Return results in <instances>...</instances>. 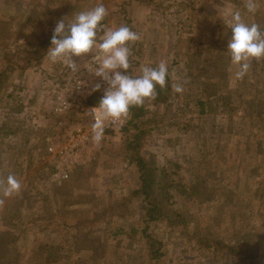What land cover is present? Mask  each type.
Returning a JSON list of instances; mask_svg holds the SVG:
<instances>
[{
	"label": "rangeland",
	"instance_id": "rangeland-1",
	"mask_svg": "<svg viewBox=\"0 0 264 264\" xmlns=\"http://www.w3.org/2000/svg\"><path fill=\"white\" fill-rule=\"evenodd\" d=\"M102 2L105 26L126 25L140 36L128 44L126 74L140 75L142 66H151L142 56L145 49L159 48L158 63L167 64L172 84L181 83L184 92H172L167 105L157 109L146 101L147 125L140 132L129 118L124 130L104 132L98 144L83 143L84 156L63 179L60 160L48 152L50 145L67 141V132L56 129L59 116L51 110L49 81L81 74L92 54L73 57L76 73L46 57L23 70L19 57L31 43L50 37L57 21L92 9L98 0H0V73L8 71L0 91V128L10 122L14 132L0 137V179L11 173L22 185L0 205L6 208L0 264H56L47 256L50 246L60 248L58 264H156L143 238L144 202L134 195L141 180L129 160L131 141H140L141 156L155 168L158 191L164 181L170 183L164 185L171 194L165 210L172 220L150 226L162 244L160 264H251L234 248L246 255L255 249L257 264H264V58L251 60L245 77L235 79L226 26L235 11L246 23L264 25V0H256L254 13L247 11L246 0ZM145 8L150 13L143 19ZM216 54L226 65L224 80L216 83L225 100H212L217 112L202 116L201 72L213 69ZM207 95L210 99L211 92ZM50 167L52 177L38 176ZM64 181H70L67 190L61 188ZM50 187L47 202L39 192ZM120 226L137 227L139 233L117 237Z\"/></svg>",
	"mask_w": 264,
	"mask_h": 264
},
{
	"label": "clouds",
	"instance_id": "clouds-1",
	"mask_svg": "<svg viewBox=\"0 0 264 264\" xmlns=\"http://www.w3.org/2000/svg\"><path fill=\"white\" fill-rule=\"evenodd\" d=\"M245 7L249 13H254L256 0H246ZM107 14L102 0H98L92 9L73 13L71 19L65 17L57 21L51 46L45 55L51 62H62L76 73L79 64L73 57L92 54L89 62L97 67L88 71L108 85L98 106L90 109L94 113L92 139L97 144L103 139L107 123L122 120L131 107L142 106L147 99H154L156 86L166 87L169 75L165 62L155 67L142 66L140 75L126 74L131 68L128 44L138 41L140 36L126 25L116 28L105 26L102 22ZM226 26L231 30L227 54L236 65L234 78L243 79L250 70V61L264 58V31L259 24L246 23L239 11L231 14ZM100 89L101 85L96 84L92 91ZM172 90L182 94L184 87L181 83H173ZM21 187L14 174L0 179V205L4 203V198L19 193Z\"/></svg>",
	"mask_w": 264,
	"mask_h": 264
},
{
	"label": "trees",
	"instance_id": "trees-1",
	"mask_svg": "<svg viewBox=\"0 0 264 264\" xmlns=\"http://www.w3.org/2000/svg\"><path fill=\"white\" fill-rule=\"evenodd\" d=\"M264 17V16H263ZM256 24H259L256 22ZM261 31H264V25L259 24ZM53 36V33L50 37L42 38L38 42L31 43L29 48L22 50V53L19 57V64H21V68L23 70L28 69L36 65L37 63L41 62L46 56L47 50L51 46V38ZM218 59V57H215ZM253 60V59H252ZM255 64V62H252ZM254 67H257L256 64L253 65ZM7 70L0 73V91L4 88V86L8 82V75ZM221 68L217 67L214 69V71L210 72L209 70L204 71L203 73V80L201 82V86H203V91L206 95L202 100H199V104L203 107V111H201V115L205 116L208 113L217 112L218 107L214 106L212 107L211 101L212 100H220V98L224 99V96L220 95L219 88V82L220 79L224 80V76H221ZM211 92L210 99L207 98V93ZM172 81L170 79V76L166 78V87L161 88L159 85L156 86V96L154 98V104H161V105H167L170 96L172 95ZM98 98H95L91 103L97 104L95 101H97ZM221 104V103H220ZM146 104L144 103L142 106H133L130 108L131 114H130V122L134 128H137V130L140 132L139 127L146 126L147 123L145 121H142V119L149 113ZM207 109V112L204 110ZM224 111V110H223ZM171 117V115H170ZM12 121V120H11ZM13 124L10 122L6 123L3 128H0V137L5 136L8 133L12 134L13 129L10 128ZM123 128L122 130H124ZM109 133V132H107ZM140 135V134H139ZM138 140H140L141 136H137ZM7 145V144H6ZM127 150L130 153V163L136 164L140 173V180L141 185L140 187L134 191V195L136 197H139L142 202H144L143 211H144V220H143V238L147 240L146 244H148V250L149 254L152 258V260L156 261V264H160V259L163 256V253L161 252L162 244L160 241H157L154 236L150 232V226L154 223L158 222H167L169 221V224L172 220L170 216L167 215L166 212V203L171 200V194L167 193L170 192L168 186L170 183L167 181H164L163 185V192L158 191L159 184V177L157 175V172L154 167L151 166V164L145 160L141 156V143L140 141H131L127 145ZM35 159V158H34ZM38 159V157H36ZM35 159V160H36ZM32 160V158H31ZM37 161V160H36ZM46 169V168H45ZM43 169L40 171V175L43 176L44 179H49V177H52L54 175V169L52 167L47 168L46 170ZM47 174L48 177H44V175ZM65 183L62 184L61 188L63 190L68 189V183L70 181H64ZM54 191V188L50 187L46 190L44 193L43 191H40L39 195H43L44 199L49 202L50 198H48V195ZM23 197V196H22ZM166 197V198H165ZM24 200H26L23 197ZM19 204H22L24 207L25 205L23 202H20L17 200ZM74 205V204H71ZM109 211L117 213L115 210H112L111 208H108ZM70 212L69 210H63V214L67 215L66 213ZM69 220H61V224L63 226H69L68 225ZM139 233V228L132 227L131 230L125 228L124 226H120V228L115 231L114 235L117 237H121L124 235H130L131 237H134ZM7 246L8 244H3ZM249 246V245H247ZM232 249V248H231ZM240 250V251H238ZM232 249L234 253L240 254L241 252V258L245 259V261H250L251 264H257L258 259V251L255 249L249 250L250 255H246V252L244 250H241L240 248ZM60 253V248L58 246H50L47 250V256L50 258V260L53 263L58 264V261L60 260V256L58 255Z\"/></svg>",
	"mask_w": 264,
	"mask_h": 264
},
{
	"label": "built area",
	"instance_id": "built-area-1",
	"mask_svg": "<svg viewBox=\"0 0 264 264\" xmlns=\"http://www.w3.org/2000/svg\"><path fill=\"white\" fill-rule=\"evenodd\" d=\"M90 60L91 58L85 61L81 74L62 77L61 79L52 77L49 81L50 85L47 93L52 97L51 110L59 116L56 129L59 134L67 132V141L62 144L50 145L48 152L60 160L57 168L61 169V177L63 179H69L75 167L74 165L79 161L80 155L84 156V152L80 150L82 144L92 142L91 124L94 121V113L90 109L98 106L100 99L104 95V90L108 87L102 78L96 77L88 71L95 70L97 67L91 64ZM41 76L43 75L41 74ZM96 84H100L101 89L93 92L92 88ZM95 98H98L95 101L97 104H92L91 102ZM130 114L131 111L129 109L128 115L122 120L115 123H107L105 132L122 130L130 118ZM72 118L77 120L75 125H72ZM87 157L90 158L89 155Z\"/></svg>",
	"mask_w": 264,
	"mask_h": 264
},
{
	"label": "crops",
	"instance_id": "crops-1",
	"mask_svg": "<svg viewBox=\"0 0 264 264\" xmlns=\"http://www.w3.org/2000/svg\"><path fill=\"white\" fill-rule=\"evenodd\" d=\"M129 2H132V4L136 1V0H128ZM131 8H133V7H131ZM142 13H143V19H145V17H147V15H149V11L148 10H146V8H145V10H143L142 11ZM142 30V29H141ZM151 32V31H150ZM143 35H147L146 33H144L143 32ZM149 40H151V37L150 36H148L147 37ZM159 47V46H158ZM165 52H167V48L165 49ZM153 53H154V51H152V52H150L149 53V50H146L145 49V53H144V55H142V56H144L143 58L147 61V63L149 64V65H151L150 67H155V66H157L159 63V61H158V59L160 58L159 57V48H158V51L156 52V53H154V55H153ZM215 57H218V59H216V58H214V62H213V65H212V67H213V69L212 70H210V72H212V71H214V69L215 68H217V67H219V68H222L221 69V76H224V73H223V66H226L225 65V62L224 61H222L219 57H220V55H218V54H216L215 55ZM162 60L164 59V57H162L161 58ZM206 71V70H205ZM202 73V75H203V73H204V71H202L201 72ZM170 76V75H169ZM220 76V77H221ZM170 79H171V81L173 82V79H172V77L170 76ZM146 101H148L149 102V104H152V101H153V103H154V99H147ZM146 101H145V104H146ZM153 106H157V107H160L161 106V104H157V105H154V104H152ZM157 107H156V109H157ZM163 113V112H162ZM4 204V203H3ZM5 207H4V209H0V223L1 224H3V226H5L6 227V223L4 222V219L1 217V213H3L4 211H5Z\"/></svg>",
	"mask_w": 264,
	"mask_h": 264
}]
</instances>
